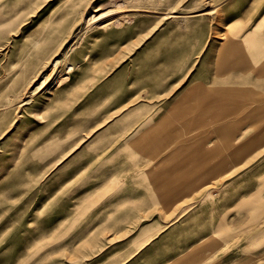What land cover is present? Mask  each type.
I'll list each match as a JSON object with an SVG mask.
<instances>
[{
  "label": "rangeland",
  "instance_id": "rangeland-1",
  "mask_svg": "<svg viewBox=\"0 0 264 264\" xmlns=\"http://www.w3.org/2000/svg\"><path fill=\"white\" fill-rule=\"evenodd\" d=\"M249 32L250 48L264 58V0H0V264H136L171 230L200 231L188 226L221 216L225 237L262 236L264 143L246 155L213 154L166 203L152 197L155 182L132 177L177 166L184 160L178 148L192 134L159 151L124 143L165 116L175 120L168 109L191 83L210 89L214 79L231 85L240 76L264 90L261 61L249 57L241 64L250 67L239 69L225 58L239 46L248 50ZM55 56L62 72L78 64L44 96L34 86L43 72L51 76ZM97 99L104 101L93 108ZM119 104L116 113L137 106L130 120L141 132L124 123L114 141L74 140L80 121L83 128L97 110L113 114ZM249 122L235 144L260 133ZM168 150L174 154L165 157ZM253 200L261 221L254 228L247 223Z\"/></svg>",
  "mask_w": 264,
  "mask_h": 264
},
{
  "label": "crops",
  "instance_id": "crops-1",
  "mask_svg": "<svg viewBox=\"0 0 264 264\" xmlns=\"http://www.w3.org/2000/svg\"><path fill=\"white\" fill-rule=\"evenodd\" d=\"M264 36V34H263ZM213 83H216L217 85L213 86V88L208 89L207 84H201L200 82H195L194 84H190L188 87L184 89L182 93H180L176 99L173 101L171 106L169 107V112H174L175 117L177 114L179 118H182L179 122V125L176 124H168L167 121L168 117H163L162 120L156 124V125H164L162 127V132H182V134H192L191 138L189 140H186L189 142L188 145H180L178 148V154L180 156L184 155H191L196 154L198 155L197 158H193L190 156L184 157V160L182 162H179L177 166H173L171 168L162 169L157 173H149L147 177L144 176V174H138L136 177H132L133 179L137 180H151L154 184L152 188L150 186H140L141 188H148L152 191V197H163L164 193H167L168 195L172 196L174 194V191L177 190H184L186 187V176H191V180L193 179V176H195L197 173L195 172H186L185 169L188 167H192V169L199 170L201 167L200 165H205L212 157L213 154L217 155L218 147L221 146V138L222 134L221 132H218L215 134L212 132V128L214 126L207 127L204 124H195L191 126L190 117H198L200 113V109L196 108L197 105L192 104L189 110V113L187 116L183 117L177 110V100L184 101V105H187L191 102L192 97L199 96V98H204L205 100L209 99L208 102L218 101L221 100L223 95L213 92L215 88H219V85L216 82V79L213 80ZM107 87L106 85L99 86L100 89H104ZM201 89L198 91V89ZM202 94V96H201ZM222 96V97H221ZM104 100L97 99L95 102V106L93 105V108L98 107ZM93 104V102H91ZM121 106L119 105H113L112 108L115 113L110 114V111H102L97 110L94 114V116H89V119H87V125L82 128V122L80 121V129L78 132V137L76 136L74 140L78 139L80 142L86 141L85 139L89 138L93 142L94 140L97 142H111L114 141L116 136L123 132L122 128L125 123V130L128 129L129 133L132 132H141L143 129L142 127L136 126L138 122L135 120H130V118L135 117V115L138 113L137 106L136 105H130L129 109L123 111V112H117L116 110L119 109ZM83 106L79 107L81 110ZM179 111H182V103L180 104ZM90 114V113H89ZM74 115V112H73ZM128 121L126 122L125 120ZM229 120H236V117L229 116ZM124 121V122H123ZM222 121V120H221ZM74 122V121H73ZM72 123V122H71ZM75 124V123H72ZM218 124V123H217ZM155 126L151 127L154 128ZM202 127H206L205 129H201ZM197 129V130H195ZM235 131V132H234ZM217 132V130H216ZM238 131L232 129L231 133L237 134ZM205 134L204 139L202 137H199L197 134ZM195 134V135H194ZM211 134H215L216 139H219V141L216 142V145L214 146L213 150H210L209 143L212 141V139L215 138H209ZM236 135H234L235 137ZM185 138H182V140ZM173 140V139H172ZM94 141V142H95ZM137 139L133 138L127 143L128 147L130 148H138L140 150H146L141 145H137L136 143ZM157 143V142H156ZM153 142L152 145L153 146ZM235 144V142H234ZM125 145V144H124ZM236 146L238 144H235ZM126 146V145H125ZM124 146V147H125ZM161 147V146H159ZM159 147H151V150H158ZM75 147L74 149H76ZM188 148V150H187ZM174 150V148H172ZM170 150L166 151L165 157H168V155L174 154V152H169ZM229 152V151H228ZM208 153H212L211 157H208ZM204 155V156H203ZM224 160L220 161L219 164L222 165ZM185 164H189V166H185ZM191 170V168H188ZM170 171V178L166 179V173ZM213 172V170H212ZM211 172V173H212ZM166 186L167 189H160V185ZM181 184V187L179 189L177 188V185ZM174 187V188H172ZM163 192H159V191ZM154 191L158 192L155 193ZM142 193H136L133 196H141ZM162 199V198H161ZM164 201V200H163ZM165 202V201H164ZM255 202L253 200L250 201L247 205V210L251 213L250 219L248 220V224L256 227V224H260L261 221H257L259 218L256 214L257 206L251 205V203ZM166 203V202H165ZM263 212H264V203H263ZM223 216H221V219H217L215 221H200L196 222V224H192L191 226H188V228H200V231L191 229L189 231H178V229L175 228H181L180 225L182 222H174L173 224L176 226L174 227V231L171 230L169 232V235L167 236H161L153 245L150 246L151 252L145 251L143 253L137 254L136 258V264H140V261H142V264H264V221L262 222L263 226L260 227L263 229V235L262 236H249L246 238H235V237H225L224 230H225V221L223 220ZM262 218V216H260ZM260 220V219H259Z\"/></svg>",
  "mask_w": 264,
  "mask_h": 264
},
{
  "label": "bare ground",
  "instance_id": "bare-ground-1",
  "mask_svg": "<svg viewBox=\"0 0 264 264\" xmlns=\"http://www.w3.org/2000/svg\"><path fill=\"white\" fill-rule=\"evenodd\" d=\"M94 18H95L94 15H90L88 23L91 22ZM252 39H253L252 34L251 32H249L247 34V37L244 39V43L246 44L247 47H249L247 51L241 48L239 45H238L239 48L234 52V56L227 55L228 53H233V50L231 48L229 49L227 48L224 51V53H226L227 55L225 56V58L226 57L231 58L232 60H235L238 62V65H234L233 67L239 68V69L250 67V66H245L244 64H241V63H245L248 60L250 61L251 58L256 59V60L259 58L256 56L258 55L259 50L256 48H250V43L252 42L250 40ZM249 57L251 58L249 59ZM258 61H261V64L256 66L257 70H259L260 73H264V58L258 59ZM60 63H61L60 57L55 56L50 62V65H51L50 69L52 70L51 76L47 75L46 72H43L37 84L34 86V91L37 89L38 90L40 89L39 93L44 96L47 92L49 93L55 92L56 89L60 88L65 83V81L69 79L70 73L77 67V64H78V63H67L64 68V71L62 72L61 70H59V67H58ZM236 74H238V72ZM237 76L239 75H236V77ZM238 78H240V80ZM241 79L242 78L239 76L237 77V80L236 79L230 80L231 85H227L226 83L223 85H219V88H215L213 90V92H217L223 95V97L221 96L222 97L221 100H218V101L212 100V102H208L209 99L205 100L204 98H201V97L199 98V96H196V97H192L191 102L188 103L187 105H184V101L177 100V107H176V110L183 117H185L188 115L189 113L188 109H190L191 105L192 104L197 105L196 108L200 109V113L197 118L194 116L189 118L191 121V126L198 124V123L204 124L207 127H210L211 125L214 126V128H212L213 129L212 132H214L215 134H217L218 132H221L222 134V138L220 140L221 146H219L218 152H221L226 149L227 151H229L228 153L229 156H232V157L234 155H246V153L249 151V149L253 145L255 146L256 144H260L261 142L264 143V90L253 89L255 87L250 86L251 85L250 81H247V80L241 81ZM253 81L255 80L253 79ZM198 91H200L201 93L200 88L198 89ZM31 93H33V91H31ZM26 103H31V101L28 100ZM181 103H182V111L180 112L179 109H180ZM30 114H32V111L30 112ZM33 115L38 116V113L34 112ZM178 115L179 114L176 115L175 120H170L171 118H167V121L169 122L168 124L179 125V122L182 121L183 119L179 118ZM39 116L40 117L42 116V112L40 108H39ZM229 116L236 117V120H229L228 119ZM246 121H250L254 124L256 123V125H260L259 132L260 133L263 132V134L257 133L248 138H240L241 141L236 146L234 144L235 137L231 133V130L232 129L236 131L241 130L242 124H244ZM162 127H164V125L162 124L155 125V127L150 128L147 131V133L145 134L142 133V135H140L136 141L137 145L139 144L146 150H150L151 147L158 148L159 146L162 145L163 142L170 141L169 143H171L172 139L176 140L177 137L181 136L182 134V132H167V133L162 132ZM152 142L154 143L153 146H151ZM193 153H192V156L186 155L185 153L182 156L184 157L190 156L193 158H197L198 155L193 154ZM207 155L208 157H211L212 153H208ZM201 166L202 165H200V167ZM188 168H191V170H189ZM188 168L185 169L186 172L196 171L195 173H197L199 171L197 169L195 170L192 169L191 166ZM207 172L209 173L210 170H208ZM170 175L171 174L169 171L166 173L165 178L166 179L170 178L171 177ZM190 185H191V182H190ZM180 187H181V184H178L176 189H179ZM160 189H167V187L162 185V182H161ZM175 192L176 191H174V193ZM163 195L164 196L162 197V199L164 198L163 200L165 202H169L170 197L172 196L168 195L167 193H164Z\"/></svg>",
  "mask_w": 264,
  "mask_h": 264
}]
</instances>
